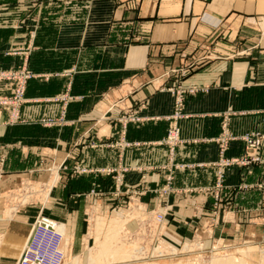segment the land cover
<instances>
[{
    "label": "rangeland",
    "instance_id": "374dc122",
    "mask_svg": "<svg viewBox=\"0 0 264 264\" xmlns=\"http://www.w3.org/2000/svg\"><path fill=\"white\" fill-rule=\"evenodd\" d=\"M22 1L34 5L26 13L29 23L17 19L8 29H25L28 38L21 43L13 39L8 47L0 49L3 218L11 219L15 210L21 209L33 220L31 226L40 215L63 223L55 217L63 218L60 214L66 212L65 206L53 207L51 192L76 179L71 187L77 189V194L73 193L74 199L69 203L70 209L78 211V215L71 214L77 227L71 232L63 223L67 228L64 227V264H213L215 260L263 264L264 131L235 135L233 117L244 113L227 110L214 114L219 118L215 137L186 138L183 123L195 116L185 111V104L206 90L186 84L197 61L191 59L186 63L182 56L174 59L172 68L162 75L169 84L161 83L155 88L171 96L169 113L147 117L145 104L135 107L125 104L123 99L115 100L108 87L107 93L101 94L106 102L102 103L100 117L91 121L68 120L70 104L85 92V74H79L66 53L56 60L43 56L41 63H53L58 69L46 72H35L31 57L36 33L41 34V44L47 49L52 43L53 27L58 24L57 17L62 21L73 13L79 19L86 11L81 5L83 0H42L41 5L34 4L36 0H0V4L18 5ZM52 1L59 2L60 7H51ZM68 2L73 9L69 14L64 8ZM36 13L40 17L38 23H34ZM127 31L124 29L114 38L112 47H119L122 42L125 47L138 43ZM103 63L114 64L115 59L109 57ZM35 81L48 86L58 83L61 90L41 101L29 99V88ZM94 84L92 91H96ZM131 91L123 90L124 97H130ZM37 102L59 103V115L23 118V107ZM148 122L153 123L154 133L129 135L132 125L141 127ZM73 128L76 131L72 134L69 129ZM55 129L60 131L58 136ZM54 139L57 144L52 143ZM201 143L214 144L216 158L196 161V155L189 153L193 161H185L186 148ZM236 147H241L238 153L230 154ZM133 151L145 163L127 162L126 157L131 158ZM258 168H262V173L257 181L234 186L227 181L232 171L243 180ZM246 191H251L254 198L238 203L235 195ZM65 203L69 204L68 200ZM116 223L123 232L111 231ZM102 242L110 243L111 250L126 249L127 257L97 255ZM9 264L17 261L10 260Z\"/></svg>",
    "mask_w": 264,
    "mask_h": 264
},
{
    "label": "crops",
    "instance_id": "0c3cea01",
    "mask_svg": "<svg viewBox=\"0 0 264 264\" xmlns=\"http://www.w3.org/2000/svg\"><path fill=\"white\" fill-rule=\"evenodd\" d=\"M42 2L36 0L34 4L41 5ZM57 4L59 2L52 1L50 5L59 8ZM81 5L86 11L79 19L73 13L66 20L59 21L60 16L57 17L55 23L58 24L53 27L52 43L46 46L47 49L41 44V34L36 33L35 52L31 57L32 69L46 72L58 69L53 63H41L43 56L56 60L57 56L66 53L71 63L75 62L79 74H85V92L78 96L81 99L70 104L68 120L91 121L100 117L101 106L105 101L101 94L108 87H111L115 100L123 99L125 104L135 107L145 104L144 115L147 117L169 113L171 96L155 88L169 82L162 75L172 68L174 59L182 56L186 63L191 59L197 61L186 84L206 90L205 94L191 97L185 104V111L195 116L183 123L186 138L215 137L219 118L214 114L227 110L244 113L233 117L232 130L235 135L247 131H264V0H83ZM33 7L27 1L18 5L0 4V49L8 47L13 39H18L20 43L27 40V30L12 31L8 28L17 19L28 24L26 13ZM64 8L69 14L72 9L70 2L68 5L64 3ZM33 18L34 23L40 20L38 13ZM124 29L129 30L125 33L136 37L134 40L138 43L125 47L122 42V46L112 47L114 38ZM109 57L115 59L114 64L103 63L105 60L108 62ZM41 82L31 84L29 99L41 101L61 90L58 83L48 86ZM92 83H95L94 92ZM125 89L132 90L128 98L122 92ZM60 108L59 103L28 104L22 109V117H57ZM143 126L132 125L129 135L155 132L151 129L153 123L148 122ZM37 129L40 131L41 128ZM55 131L56 134L60 132L58 129ZM75 131L76 128L69 129L72 134ZM52 143L57 144L58 140L54 139ZM240 149H231L230 154L236 155ZM216 152V146L210 143L188 146L184 160L193 161L189 153H194L196 161H211L216 158ZM126 158L127 162L145 163L135 151L131 158ZM261 173L262 168H258L241 180L232 171L227 181L232 186L240 182L252 183L258 180ZM134 180L132 177L133 183ZM74 183L76 179L68 181L67 186L53 188L50 197L53 207L65 206L66 212L60 214L63 218H55L65 223L71 232L77 227L71 214L78 215L75 208L70 209L69 203L74 199L73 193L77 194V189L71 187ZM253 198L251 191L235 195L238 203ZM66 200L69 204H64ZM3 216L4 212H1L0 264H9L10 260H18L33 220L21 209H16L11 219Z\"/></svg>",
    "mask_w": 264,
    "mask_h": 264
},
{
    "label": "built area",
    "instance_id": "2783aa9c",
    "mask_svg": "<svg viewBox=\"0 0 264 264\" xmlns=\"http://www.w3.org/2000/svg\"><path fill=\"white\" fill-rule=\"evenodd\" d=\"M58 222L38 216L17 264H60L62 235L57 232Z\"/></svg>",
    "mask_w": 264,
    "mask_h": 264
},
{
    "label": "bare ground",
    "instance_id": "6f19581e",
    "mask_svg": "<svg viewBox=\"0 0 264 264\" xmlns=\"http://www.w3.org/2000/svg\"><path fill=\"white\" fill-rule=\"evenodd\" d=\"M32 227H33V225L31 226V229H30V232H31V230H32ZM55 228L57 229V232L58 233H60L61 235H62V243H61V246H60V253L62 254V261H61V263L60 264H64L66 261H65V259L67 258L66 257V252H65V249H66V240H65V230H64V225L62 224V223H60V222H58V224L57 225H55ZM111 231L113 232H123V228H121L120 227V224L119 223H116V224H114L113 226H112V228H111ZM120 234V233H119ZM29 235H30V233H29ZM29 235H28V237H29ZM28 237H27V240H28ZM27 240H26V242H25V244H24V246H23V248H22V251H21V253H20V256L22 255V253H23V250H24V248H25V245H26V243H27ZM110 243L109 244H107V242H102V243H99V245H98V251H97V255H110L112 258H120V259H124V258H126L127 257V255L128 254H126L124 251L126 250H111L110 249ZM113 245V244H112ZM133 248V247H132ZM164 249V248H163ZM97 250V249H96ZM133 250V249H132ZM155 252L157 253V252H159L158 251V248L155 250ZM169 252V251H168ZM165 253H166V251H165ZM161 254V253H160ZM96 255V254H95ZM20 256H19V258H20ZM19 258H18V260H19ZM18 260H17V262H18ZM108 260H110V259H108ZM213 264H236V263H234V262H232V261H228V262H223V261H221V260H215V261H213L212 262ZM264 264V263H263Z\"/></svg>",
    "mask_w": 264,
    "mask_h": 264
}]
</instances>
